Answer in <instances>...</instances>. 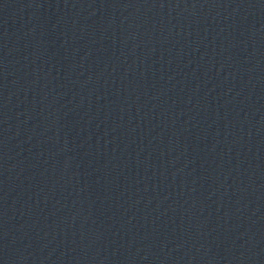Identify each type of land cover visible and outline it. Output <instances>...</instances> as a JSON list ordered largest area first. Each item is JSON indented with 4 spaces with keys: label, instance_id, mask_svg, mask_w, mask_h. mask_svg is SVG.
I'll list each match as a JSON object with an SVG mask.
<instances>
[{
    "label": "water",
    "instance_id": "95a60500",
    "mask_svg": "<svg viewBox=\"0 0 264 264\" xmlns=\"http://www.w3.org/2000/svg\"><path fill=\"white\" fill-rule=\"evenodd\" d=\"M264 80V0H0V100Z\"/></svg>",
    "mask_w": 264,
    "mask_h": 264
}]
</instances>
